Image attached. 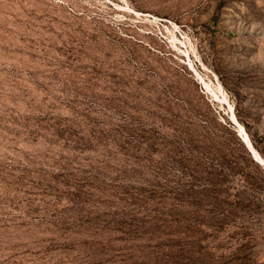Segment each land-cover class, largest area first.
Here are the masks:
<instances>
[{"label": "rangeland", "instance_id": "374dc122", "mask_svg": "<svg viewBox=\"0 0 264 264\" xmlns=\"http://www.w3.org/2000/svg\"><path fill=\"white\" fill-rule=\"evenodd\" d=\"M0 264H264V0H0Z\"/></svg>", "mask_w": 264, "mask_h": 264}, {"label": "bare ground", "instance_id": "6f19581e", "mask_svg": "<svg viewBox=\"0 0 264 264\" xmlns=\"http://www.w3.org/2000/svg\"><path fill=\"white\" fill-rule=\"evenodd\" d=\"M247 142V141H246ZM248 143V142H247ZM248 145L250 146V148L252 149V151H253V145L251 144V142L250 143H248ZM254 152V151H253Z\"/></svg>", "mask_w": 264, "mask_h": 264}, {"label": "water", "instance_id": "95a60500", "mask_svg": "<svg viewBox=\"0 0 264 264\" xmlns=\"http://www.w3.org/2000/svg\"><path fill=\"white\" fill-rule=\"evenodd\" d=\"M247 146H248V148H249V150L253 153V155L255 156V154H254V152L252 151V149L250 148V146L248 145V143H247ZM256 157V156H255Z\"/></svg>", "mask_w": 264, "mask_h": 264}]
</instances>
